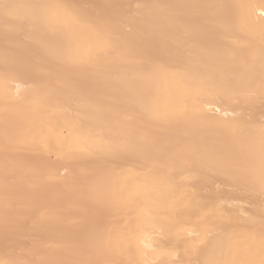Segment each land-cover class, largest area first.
I'll list each match as a JSON object with an SVG mask.
<instances>
[{"label": "bare ground", "instance_id": "1", "mask_svg": "<svg viewBox=\"0 0 264 264\" xmlns=\"http://www.w3.org/2000/svg\"><path fill=\"white\" fill-rule=\"evenodd\" d=\"M34 3L115 16L110 45L89 22L61 17L54 38L12 18ZM204 79L235 93L227 116ZM262 80L264 0H0V260H203V226L187 229L206 202L237 195L208 161L251 160L258 174ZM165 209L176 212L145 249L140 225Z\"/></svg>", "mask_w": 264, "mask_h": 264}, {"label": "snow or ice", "instance_id": "2", "mask_svg": "<svg viewBox=\"0 0 264 264\" xmlns=\"http://www.w3.org/2000/svg\"><path fill=\"white\" fill-rule=\"evenodd\" d=\"M5 9H19L21 5L4 4ZM30 11L21 15L18 11L12 16L22 25H27L33 31L50 33L54 38L64 33V26L59 23L61 17L70 18L77 23L89 22L97 35L110 45L116 17L97 16L88 21L83 11L85 6L72 4L34 3L28 6ZM113 8L119 5H113ZM91 54H89V60ZM84 61L81 60V63ZM10 76L5 71L4 79ZM264 86V80H262ZM199 92L212 97V101L222 107L216 109L219 114L222 110L227 116L226 103L233 100L235 93L228 88L214 89L207 79L201 81ZM261 134L264 136V119L261 120ZM48 147L47 144L44 145ZM208 166L218 177L217 187H227L229 192L237 195L220 197L206 202L208 209L202 215H197L196 221L187 230L189 234L199 235L198 229L203 226L204 236L200 240L202 245L198 251L204 256L203 260L195 261V264H264V151L261 153L259 171L251 160L239 161L227 157H216L208 161ZM92 197L102 202V194L93 191ZM244 201L246 206L239 205ZM241 207L243 212L248 213V227L243 231L238 230L234 211ZM175 209H165L163 214L146 215L140 225L144 229L141 243L145 249L152 247V234L163 231L167 221L171 218ZM259 224V231L256 225ZM153 250H155L153 248ZM0 264H22L20 261L0 260ZM145 264H149L145 260ZM159 264V262H153ZM183 264V262H179Z\"/></svg>", "mask_w": 264, "mask_h": 264}]
</instances>
